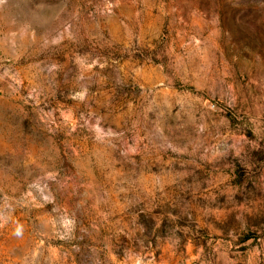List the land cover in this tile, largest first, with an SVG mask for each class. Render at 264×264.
Returning a JSON list of instances; mask_svg holds the SVG:
<instances>
[{
	"label": "rangeland",
	"instance_id": "1",
	"mask_svg": "<svg viewBox=\"0 0 264 264\" xmlns=\"http://www.w3.org/2000/svg\"><path fill=\"white\" fill-rule=\"evenodd\" d=\"M0 264H264V0H0Z\"/></svg>",
	"mask_w": 264,
	"mask_h": 264
}]
</instances>
